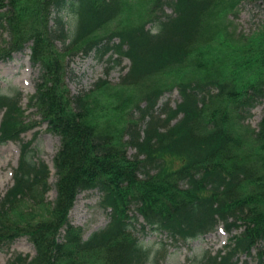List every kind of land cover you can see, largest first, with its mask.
I'll use <instances>...</instances> for the list:
<instances>
[{"label": "trees", "instance_id": "1", "mask_svg": "<svg viewBox=\"0 0 264 264\" xmlns=\"http://www.w3.org/2000/svg\"><path fill=\"white\" fill-rule=\"evenodd\" d=\"M257 2L264 4L0 0L7 37L0 60L30 44L39 76L28 107L59 139L50 204V171L29 142L20 145L12 185L0 198V249L26 237L35 255L16 254L7 264H153L159 251L136 233L188 241L219 222L241 231L223 256L203 252L194 264H238L243 254L264 264V115L256 130L243 124L264 99V24L236 40L223 25L228 11ZM91 53L99 60L108 55L110 67L121 57L130 66L117 84L99 79L92 90L70 95L67 60ZM172 89L180 101L160 105ZM20 95H0V141L20 142L33 125L25 122ZM89 190L101 195L109 221L83 239L68 214ZM136 215L144 221L139 230Z\"/></svg>", "mask_w": 264, "mask_h": 264}, {"label": "rangeland", "instance_id": "2", "mask_svg": "<svg viewBox=\"0 0 264 264\" xmlns=\"http://www.w3.org/2000/svg\"><path fill=\"white\" fill-rule=\"evenodd\" d=\"M165 12L170 14L171 9L166 8ZM224 20L227 21V24L223 23V25L227 27L229 33L233 34V39H241L256 29L258 30L264 24V4L261 2H257L256 5L239 4L237 9L226 13ZM150 27V25L147 26V28ZM0 40L2 44L7 40L6 32L0 31ZM112 42L118 44V39L115 38ZM55 46L60 48L61 44L56 41ZM28 53V49H24L22 54L17 53L7 60L0 61V95L14 98L18 93L21 94L19 104L24 110L25 122L33 124L24 134L20 135V142L5 143L0 141V198L12 184L11 172L17 165L18 146L29 142L35 156L51 168L48 181L50 191L45 197L46 202L50 204L49 202L55 198L52 159L58 149L59 139L47 132L45 124L40 122L35 110L28 107V98L33 94L34 84L39 76V67L30 64L24 57V54ZM107 60L108 55L99 60L94 53L85 56L76 54L69 57L65 84L70 95L92 90L93 84L99 79H106L111 84H117L120 77L127 72L129 62L124 59L120 65L110 67ZM166 101H169V106L175 107V104L180 101L176 89H172L171 93L164 94L160 99V105ZM141 105L144 104L141 103ZM132 112L133 118L139 117L135 110ZM249 113L250 115L244 119L243 124L256 130L264 115V99L258 102ZM112 114L115 113L112 112ZM143 127L144 125L140 124V128L143 129ZM134 153L135 151L131 148L127 150V155L130 158ZM100 197L101 195L97 191L82 192L77 195L69 212V222L72 226L81 229L83 239L105 227L109 221L107 210L105 211L99 206ZM133 211L132 208L130 211L132 215ZM138 223H142L140 218H138ZM138 223L135 224L137 230L140 228ZM235 234V232L232 233V235ZM136 235L146 248L152 250V253L159 251L153 264H194V260H198L203 252L215 255L227 239V235L220 230L194 240H188L184 244L174 243L166 236L150 230H146L143 234L136 233ZM158 244H163L164 247L161 246V248ZM16 254L26 256L28 260L34 257L35 250L26 237H21L0 249V264H7ZM244 261L252 263L251 259L245 256L240 257L239 262ZM146 264H150V262L148 261Z\"/></svg>", "mask_w": 264, "mask_h": 264}]
</instances>
